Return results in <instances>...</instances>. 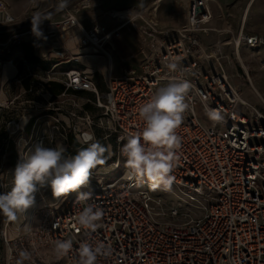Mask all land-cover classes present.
I'll return each instance as SVG.
<instances>
[{
	"label": "built area",
	"instance_id": "obj_1",
	"mask_svg": "<svg viewBox=\"0 0 264 264\" xmlns=\"http://www.w3.org/2000/svg\"><path fill=\"white\" fill-rule=\"evenodd\" d=\"M29 2L21 18L0 0V192L10 190L20 156L37 142L62 143L72 155L86 146L80 141L87 133L111 146L112 156L93 171L88 186L59 199L44 187L27 213L15 220L0 213V264H18L25 250L32 258L24 264H76L85 239L111 249L97 264H264V107L232 84L220 48L205 50L201 34L215 30L209 0H189L184 21L175 27H159L136 10L107 11L116 21L110 28L81 18L94 0H67L63 8L60 1L45 11L38 0ZM38 14L45 19L40 37L32 31ZM127 23L136 25L144 43L142 57L130 67L114 47ZM232 39L236 46L264 45L256 34ZM21 44L33 45L32 58L19 56ZM54 48L62 54L48 58ZM113 57L122 66L118 75ZM91 58L105 61L99 81L98 71L85 65ZM170 62L193 88L178 129L175 180L162 190L130 179L120 149L142 128L140 106L180 75L167 67ZM201 92L222 122L208 119ZM81 192H91V199L78 200ZM87 204L104 213L91 235L76 219ZM65 239L73 248L58 256L55 244Z\"/></svg>",
	"mask_w": 264,
	"mask_h": 264
},
{
	"label": "clouds",
	"instance_id": "obj_2",
	"mask_svg": "<svg viewBox=\"0 0 264 264\" xmlns=\"http://www.w3.org/2000/svg\"><path fill=\"white\" fill-rule=\"evenodd\" d=\"M67 0H61L63 8ZM45 19L39 14L32 19V31L37 36L43 35L40 25ZM167 67L172 72H180L166 86L156 93L140 108L138 115L143 124L140 131L129 134L120 149L125 158L127 175L130 179H146L152 187L170 190L175 180L172 174L179 159L182 138L178 129L185 120V113L190 109L188 96L193 85L184 78L182 69L176 62ZM209 120L222 122L224 117L215 109L208 107L207 96L198 93ZM86 145L74 155H66L67 149L62 143L54 147L37 142L27 154L21 155L13 173L10 190L0 192V213L15 220L18 214H25L36 205V195L40 189L48 187L53 197L59 199L71 192H76L90 183L93 171L106 164L112 156L111 146H105L92 134H85L80 141ZM91 192H81L77 199L88 201ZM103 210L95 204H87L77 216V223L91 235L101 225L99 221ZM73 248L71 239L59 240L55 244L58 256H66ZM111 249L103 244L94 245L85 239L79 245L76 264H97L98 257H108ZM32 254L25 250L20 253L18 264L30 261Z\"/></svg>",
	"mask_w": 264,
	"mask_h": 264
},
{
	"label": "crops",
	"instance_id": "obj_3",
	"mask_svg": "<svg viewBox=\"0 0 264 264\" xmlns=\"http://www.w3.org/2000/svg\"><path fill=\"white\" fill-rule=\"evenodd\" d=\"M5 1L18 16L25 11L24 8L28 2V0ZM38 1L39 11H45L61 0ZM94 3V7L82 12L81 18L84 22L96 19L110 28L116 24V21L105 15L106 11L134 9L154 20L159 27H175L184 21L189 0H94ZM209 6L213 15L209 25L215 30L201 34L200 40L205 49L222 48L229 44L230 39L238 33L256 34L264 38V0H209ZM227 30L231 32L230 35ZM134 39L136 40L129 28L120 30V37L116 39V44L118 47L122 46L123 49L120 48L122 54L128 53V50L137 51L138 46ZM142 55V53L135 55L139 57L137 61Z\"/></svg>",
	"mask_w": 264,
	"mask_h": 264
},
{
	"label": "rangeland",
	"instance_id": "obj_4",
	"mask_svg": "<svg viewBox=\"0 0 264 264\" xmlns=\"http://www.w3.org/2000/svg\"><path fill=\"white\" fill-rule=\"evenodd\" d=\"M38 8H39V1ZM30 2L28 0L25 11L30 8ZM134 10V9H133ZM107 12V11H106ZM23 12L22 14H24ZM24 16L22 15L21 18ZM134 22V20H133ZM138 24V21L135 22ZM127 23L123 28H129L133 38L135 36L136 40L138 38L135 28L136 25ZM135 34V35H134ZM231 38V37H230ZM118 39V38H117ZM135 41L137 43V51L122 54L120 52L121 45L116 44V40L114 42V47L119 51L120 56L123 58V65L125 67L133 66L139 57H136V54H139L144 47V43L138 40ZM139 41V42H138ZM118 42V41H117ZM32 44H21L16 47V50L19 51V56L23 58H32ZM123 49V48H122ZM207 52L216 51L217 49L208 48L205 49ZM219 51L223 55V66L226 72L229 74L232 84L237 88V90L242 94V96L247 99L249 102H252L255 105H259L261 108L264 107V45L248 47L243 44H239L236 46L233 42V39H230V43L224 45ZM85 65L87 68H94L98 71L95 74V78L99 81L101 80V75L105 73V61L100 58H91L85 61ZM121 63L113 57V74L118 75L121 72ZM100 87L103 85L99 84ZM76 153H72L73 155ZM51 196H53L52 192L49 191Z\"/></svg>",
	"mask_w": 264,
	"mask_h": 264
},
{
	"label": "bare ground",
	"instance_id": "obj_5",
	"mask_svg": "<svg viewBox=\"0 0 264 264\" xmlns=\"http://www.w3.org/2000/svg\"><path fill=\"white\" fill-rule=\"evenodd\" d=\"M127 13H128V12H126V11H123V12H122L123 15H126ZM132 20H134V19H132ZM57 52H59L60 54H62V53H61V52H62L61 50H58V49H55V48H54V50L52 51V53H48V54H47V57L50 58L51 56L56 55Z\"/></svg>",
	"mask_w": 264,
	"mask_h": 264
},
{
	"label": "trees",
	"instance_id": "obj_6",
	"mask_svg": "<svg viewBox=\"0 0 264 264\" xmlns=\"http://www.w3.org/2000/svg\"><path fill=\"white\" fill-rule=\"evenodd\" d=\"M73 155V154H72Z\"/></svg>",
	"mask_w": 264,
	"mask_h": 264
}]
</instances>
